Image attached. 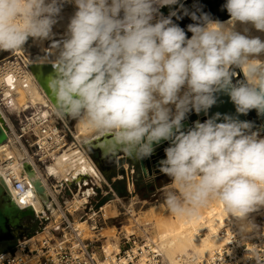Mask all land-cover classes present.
<instances>
[{
    "label": "clouds",
    "instance_id": "clouds-1",
    "mask_svg": "<svg viewBox=\"0 0 264 264\" xmlns=\"http://www.w3.org/2000/svg\"><path fill=\"white\" fill-rule=\"evenodd\" d=\"M64 3L76 11L52 61L57 115L110 134L139 160L167 141L159 170L172 182L165 203L177 217L197 219L213 203L236 217L264 206V138L239 119L264 116V39L251 34L264 33V0H226L227 21L180 0H0V51L50 40ZM175 5L183 16L160 12ZM174 16L194 23L186 32ZM220 94L238 115L217 112L185 130Z\"/></svg>",
    "mask_w": 264,
    "mask_h": 264
},
{
    "label": "bare ground",
    "instance_id": "bare-ground-1",
    "mask_svg": "<svg viewBox=\"0 0 264 264\" xmlns=\"http://www.w3.org/2000/svg\"><path fill=\"white\" fill-rule=\"evenodd\" d=\"M75 11L76 7L61 11L57 18V23L53 28V37L43 43L33 42L30 45V48L33 50L29 56L23 57L26 64L49 63L53 65L52 61L56 56L57 45L62 43L63 39L67 37L68 24ZM243 27V25H237L238 30L243 31ZM251 34L264 39V33L257 32L255 29H252ZM16 51V54H23V51L19 49ZM0 79L3 80L2 82H5L4 92L8 99L5 107L0 106V116L9 129L7 142L0 145V175H14L17 178L24 176L31 184L29 191L20 197H13L14 201L21 208L32 206L39 214L46 211L41 196L31 183L28 174L24 173L22 167L23 160H27L32 165L36 178L42 182L46 193L54 199H56L55 195L58 194L59 190L56 189V185H50L49 178H53L56 184L62 182L70 184L81 180V176H85L89 177L95 184H101L103 176L97 171L92 160L81 148V144L84 141H89L102 135L91 132L83 124L77 122L75 145H71L63 154L53 155L51 161L41 169L27 148L18 139L16 129L7 112L19 115L26 110L34 109L38 113L39 111H43L48 116L52 112L55 113L56 110L30 70L24 69L21 63L16 62L14 67L10 63L1 65ZM86 184H90V182L88 181ZM91 193V189L80 188L78 193H75L74 197L68 202V210L71 213L79 210L87 202V194L90 195ZM134 204L131 203L129 207L130 217H133V224L131 226L130 224L124 225L120 231L114 227L111 229L106 228L105 231H102V236L106 238L104 255L107 258L111 257L114 259L113 253L120 252V239L118 235L120 232L126 237H130L137 236V232L141 231L147 245H150L153 249L156 247L167 264H189L181 261V256L184 255L188 257L196 256L200 259V262H209L211 264L214 252L220 251L221 253V249L229 245L233 235H238L236 237L247 241L248 235L257 233L258 223L256 218L260 215L264 216V206L257 207L244 217H236L226 212L222 204L213 203L201 212L199 218L189 220L171 214L167 206L165 207L163 204L153 205L147 210L142 211V214L139 215L134 209ZM104 209L105 215L111 214V216H116L115 212L110 213L109 204ZM60 211V205L52 209L51 214L56 221L49 223L45 231L38 232L33 239H31V236L35 233V224L29 230L26 237L31 239L29 241L31 248L41 245V242L47 237L52 238L51 228L57 224L60 218ZM74 224L76 227L83 229L85 237L90 235L87 223H82L79 219L75 218ZM223 230H227V233L224 235L221 233ZM36 241L40 243L37 244ZM251 254L252 249H249L245 256H250ZM18 255L31 263L37 261L39 258V256L30 258V256L23 254L21 251H18ZM100 261L102 260L98 258V262ZM122 261L124 263L127 262L124 258ZM145 261L146 257H143L142 260L135 264H146ZM99 264H102V262Z\"/></svg>",
    "mask_w": 264,
    "mask_h": 264
},
{
    "label": "built area",
    "instance_id": "built-area-1",
    "mask_svg": "<svg viewBox=\"0 0 264 264\" xmlns=\"http://www.w3.org/2000/svg\"><path fill=\"white\" fill-rule=\"evenodd\" d=\"M23 57L14 54L12 58L0 62V67L4 63L5 65L10 63L14 67L17 62L21 63L24 69L29 70V65L25 63ZM2 81L0 79V106L5 107L8 99L4 92L5 82ZM56 115L57 112H52L47 116L43 111L38 113L34 109L26 110L19 115L16 114L19 119V125L16 129L18 139L41 169L51 161L53 155L63 154L73 145V142L69 140V128L66 125L62 127L58 122H55L53 116ZM24 161H22V167ZM2 177L15 198L27 193L31 188L30 182L24 176L17 178L14 175H4ZM51 200L54 208H57L58 203L52 196ZM51 213L48 210H46V214L36 212L38 219L35 223V233L31 239L38 232L45 231L49 224L48 215L52 216ZM105 219L104 217L93 218L88 216L86 212L82 214L79 220L82 223H87L90 230V235L85 237L83 229L76 227L74 220L61 214L55 227L51 228L52 238H45L41 245H36L35 248H31L29 237L19 238L13 249L0 255L2 257L0 264H99L100 262L102 264H135L143 257H146V264H167L156 247L153 249L147 245L144 238L135 235L130 237L121 235L119 238L120 252L113 253L114 259L107 258L104 255L106 238L101 233L105 226ZM256 220L258 223L257 233L248 235L247 241L236 237L238 235H233L229 245L224 246L221 253L220 251L214 252L211 264H264V216L260 215ZM53 221L56 220L51 217L50 222ZM221 233L224 235L227 230H223ZM36 243L39 244L40 242L36 241ZM249 249H252V254L245 256ZM18 251L30 256V258L37 256L39 258L33 263L27 262L18 255ZM98 258L102 261L98 262ZM123 258L127 260L126 263L122 261ZM181 261L189 264H210L209 262H200L196 256L184 255L181 256Z\"/></svg>",
    "mask_w": 264,
    "mask_h": 264
},
{
    "label": "water",
    "instance_id": "water-1",
    "mask_svg": "<svg viewBox=\"0 0 264 264\" xmlns=\"http://www.w3.org/2000/svg\"><path fill=\"white\" fill-rule=\"evenodd\" d=\"M180 3H183L190 11L195 10L193 7L194 4H199L202 6L203 11L211 13L214 19L220 21L229 19V14L226 9L222 7L226 3V0H180ZM160 11L164 16H168L171 11H176L178 15L183 16V11L179 8V5L172 6L171 8L164 6ZM172 19L175 23L184 28L186 32L187 25L194 23L188 16H184L183 19L180 20L174 16ZM187 34L189 37L192 35L190 32ZM29 70L56 110L54 98L48 87L51 75L54 74V66L49 63L30 64ZM238 78L243 77L240 75ZM235 79L237 78H234V80ZM217 112H220L222 115H238L230 98L227 95L220 94L218 104L212 107L208 115L204 113L197 115L195 112L189 115V118L184 121L185 130L193 126L195 121L199 120L200 122H204ZM239 119L252 122L254 127L251 131L264 128V116L257 115L256 110H252L247 115H239ZM8 130V126L5 125L4 120L0 116V145L7 142ZM168 146L169 143L165 141L156 148L155 153L150 159L139 160L128 156L125 152L118 149L111 139L110 134L84 141L81 144V148L92 160L97 171L103 176L104 181L109 183L117 177H121L119 179H126L129 174L128 171H130V173L132 171L133 174L139 172L146 178L155 176L156 170L160 167V160L165 158L164 149ZM23 169L24 172L28 174L37 193L41 196L44 209L52 212L54 206L51 196L46 193L45 187L42 182L36 178L35 170L27 160L23 162ZM43 214H46V211L43 212ZM37 219L38 215L32 206L21 208L14 201L11 191L6 185L4 178L0 175V243L15 242L21 237H26Z\"/></svg>",
    "mask_w": 264,
    "mask_h": 264
},
{
    "label": "crops",
    "instance_id": "crops-1",
    "mask_svg": "<svg viewBox=\"0 0 264 264\" xmlns=\"http://www.w3.org/2000/svg\"><path fill=\"white\" fill-rule=\"evenodd\" d=\"M53 118H55L54 119L55 122H58L62 127L66 125L69 128L70 130V132H68V134L70 135L69 140L73 142V145H75L76 127H74L73 124L76 125L78 121H73L72 119H70V116H67V115H65L64 118H61L58 115L53 116ZM126 169H127V166H126ZM128 172L129 174L127 176V179H129L130 175L133 174L132 171L131 173L130 171ZM159 175H164V174L158 169L156 170L155 176L151 178H146V180L154 181V179L158 177ZM81 178H82L81 180L77 182L74 181L70 184L67 182L56 184V181L53 178H49L53 180L51 182V184H53L52 186L56 185L57 187L56 189L59 190V192L57 191L58 194L55 195L56 199H54L58 203V205H60L61 207V211L59 212V214L67 215L71 220H75V218L80 219L81 215L85 214V212L88 213V216H91L93 218L104 217L106 219H105V226L102 231H105L106 228L111 229L113 227L116 229H119L120 231L124 225H128L125 222H128V219L130 216V212H129L130 203L128 204L124 203L122 199L123 197L118 196L112 188V183L115 182L116 180H122V179H119L121 177H117L116 179H113L111 183L105 182L102 179L101 184H97V183L95 184L92 180H90L89 177L81 176ZM88 181L90 182V184H86V182ZM128 184L129 185L127 186V189L131 193V196H133L134 195L133 191H135V186L134 184L131 185L129 181H128ZM171 187H172V182L170 181L161 190L167 191ZM80 188L86 189V190L91 189L92 193L90 195L87 194L88 202H86L85 205H82L79 210L75 211L74 213H71L68 210L67 204L74 197V194L78 193ZM144 203H146V201H144ZM108 204H109L110 213L115 212L116 216H111V214H109L108 216L105 215L106 212H105L104 207L107 206ZM136 205L137 203L134 204V206ZM119 225L121 227H118ZM118 235L120 238V236L123 235V233L120 232V234Z\"/></svg>",
    "mask_w": 264,
    "mask_h": 264
},
{
    "label": "rangeland",
    "instance_id": "rangeland-1",
    "mask_svg": "<svg viewBox=\"0 0 264 264\" xmlns=\"http://www.w3.org/2000/svg\"><path fill=\"white\" fill-rule=\"evenodd\" d=\"M75 8V5L72 4V3H64V6L62 8V10L66 9V10H70V9H73ZM166 16V15H165ZM34 41H32L31 39L27 42V44L23 47V48H20L19 50L23 51V54H20L22 56H29L30 52L33 50L30 48V45L33 43ZM16 50L15 51H0V62L4 61V60H7L9 58H12V56H14V54H16ZM9 118L11 119L12 121V124L14 125L15 129H17L18 125H19V119L17 118L16 114L15 113H10V112H7ZM70 119H72L73 121H77L76 119H73L72 117H70ZM77 124V123H76ZM74 127H76L75 124H73ZM255 133L258 134V137L260 136H263L264 137V128L260 129V130H257V131H254ZM134 174L130 175V178L127 179L126 178V181H127V186L129 185L128 184V181L131 183V185L133 184V181H132V178L131 176H133ZM53 180L52 179H49V183L50 185H53L51 184ZM168 191V190H167ZM167 191H162L161 189L157 191L158 193V196L155 200L153 201H146V203H144L143 200L140 199V197L138 195H133L131 196V193L129 192L130 196L129 197H123V201L124 203H137L136 206H134V209L136 212L140 214H142V211L144 210H147L148 208H150L151 206L153 205H164L166 207V203H165V193ZM134 193V191H133ZM133 201V202H132ZM49 216V223H52L50 222L51 221V215H48ZM143 219V218H142ZM126 224H130V226L133 224V217H130L129 216V219H128V222H125ZM118 227H121L120 225ZM110 231V230H108ZM105 234H107L105 232ZM137 237H140V238H144L143 236V233L141 231H138L137 232ZM15 242H11V243H8L6 244L5 246H2L0 247V255L7 252L8 250L10 249H13L14 246H15Z\"/></svg>",
    "mask_w": 264,
    "mask_h": 264
},
{
    "label": "trees",
    "instance_id": "trees-1",
    "mask_svg": "<svg viewBox=\"0 0 264 264\" xmlns=\"http://www.w3.org/2000/svg\"><path fill=\"white\" fill-rule=\"evenodd\" d=\"M132 181L135 186V191H134L135 195H138L140 199L143 201H153L158 196L157 191L162 189L171 180L168 176L164 174L156 177L154 181H148L146 180V177H144L142 174L137 172L132 176ZM112 188L115 191V193L120 197L130 196L127 189L126 179L116 180L115 182L112 183Z\"/></svg>",
    "mask_w": 264,
    "mask_h": 264
},
{
    "label": "flooded vegetation",
    "instance_id": "flooded-vegetation-1",
    "mask_svg": "<svg viewBox=\"0 0 264 264\" xmlns=\"http://www.w3.org/2000/svg\"><path fill=\"white\" fill-rule=\"evenodd\" d=\"M9 242H2V243H0V247H2V246H5L6 244H8Z\"/></svg>",
    "mask_w": 264,
    "mask_h": 264
},
{
    "label": "snow or ice",
    "instance_id": "snow-or-ice-1",
    "mask_svg": "<svg viewBox=\"0 0 264 264\" xmlns=\"http://www.w3.org/2000/svg\"><path fill=\"white\" fill-rule=\"evenodd\" d=\"M10 82H11V79H10Z\"/></svg>",
    "mask_w": 264,
    "mask_h": 264
}]
</instances>
